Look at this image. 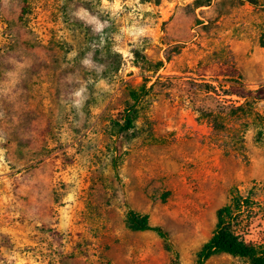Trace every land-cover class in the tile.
I'll use <instances>...</instances> for the list:
<instances>
[{
  "label": "rangeland",
  "instance_id": "374dc122",
  "mask_svg": "<svg viewBox=\"0 0 264 264\" xmlns=\"http://www.w3.org/2000/svg\"><path fill=\"white\" fill-rule=\"evenodd\" d=\"M263 42L264 0H0V264H196L235 191L264 245V131L198 112L264 84Z\"/></svg>",
  "mask_w": 264,
  "mask_h": 264
},
{
  "label": "trees",
  "instance_id": "16d2710c",
  "mask_svg": "<svg viewBox=\"0 0 264 264\" xmlns=\"http://www.w3.org/2000/svg\"><path fill=\"white\" fill-rule=\"evenodd\" d=\"M153 1L156 5L160 3V0ZM226 73V76L231 79L229 87H208V90L204 94L212 100V108L211 110L206 108L200 109L198 112L209 122L214 131L220 132L227 129L226 123L231 119L245 118L247 119V123L250 124L251 118H256V121L259 120V122L253 120L254 122L252 123H258L257 125L260 127L259 134L261 135L264 131V117L259 116L255 112L254 105L264 101V84L256 90H247L239 82V74L234 68H228ZM198 76L204 77L205 75L199 72ZM131 97L134 103L125 112V130L133 127L132 113L139 99V96L135 92L131 93ZM233 98H236V100H233ZM232 139L236 145L243 143V135L239 132H235L232 135ZM247 200L235 191L229 203L217 211L215 229L210 239L198 252L196 264H205L212 256L221 253L246 259L250 264H264V245L245 242L234 232L235 227L239 224L243 203L247 202ZM126 223L134 231H150L155 233L167 244L168 249L171 248L168 234L160 227L151 226L147 215L128 211Z\"/></svg>",
  "mask_w": 264,
  "mask_h": 264
}]
</instances>
